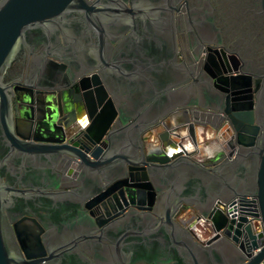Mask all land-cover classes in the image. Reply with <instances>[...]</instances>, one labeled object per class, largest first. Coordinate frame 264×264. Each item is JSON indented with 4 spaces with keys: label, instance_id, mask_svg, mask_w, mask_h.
Instances as JSON below:
<instances>
[{
    "label": "flooded vegetation",
    "instance_id": "1",
    "mask_svg": "<svg viewBox=\"0 0 264 264\" xmlns=\"http://www.w3.org/2000/svg\"><path fill=\"white\" fill-rule=\"evenodd\" d=\"M229 78L247 89H264V0H81L23 30L2 86L28 96L37 121L56 118L58 134L60 123L89 120L59 115L62 89H69L71 98L74 89H120L119 104L133 108L140 92L167 89L162 99L171 110L153 131L167 134L177 152L188 142L189 124L202 135L206 89H225ZM226 128L221 134L229 136L233 128ZM153 142L157 149L159 143ZM66 143L93 148L80 136ZM101 148L106 152L105 145ZM198 154L191 156L197 163H214ZM65 172H71L72 187L64 190L51 178H63ZM132 176L140 179L142 172L134 170ZM0 184L10 189L2 204L10 249L19 251L17 228L36 264H184L158 234L118 247L106 240V232L94 236L74 230L99 186L106 194L105 175L67 158L49 162L10 154L1 126ZM91 212L100 214L95 208ZM67 230L71 235L63 237Z\"/></svg>",
    "mask_w": 264,
    "mask_h": 264
},
{
    "label": "water",
    "instance_id": "2",
    "mask_svg": "<svg viewBox=\"0 0 264 264\" xmlns=\"http://www.w3.org/2000/svg\"><path fill=\"white\" fill-rule=\"evenodd\" d=\"M71 5H81V0H4L0 4V126L10 154L49 162L67 158L78 168L105 175L106 194L99 186L85 204L88 214L77 219L74 230L94 236L106 232V240L118 247L158 234L169 240L184 264H264V89H247L234 78L228 79L225 89H206L207 119L196 124L204 137L219 134L214 137L219 153L210 164L191 157L199 155L192 123L190 151H172L167 134L153 131L171 110L168 100L162 99L167 89L140 92L135 108L119 104L120 89H74V98L68 95L69 89H62L59 115L65 118L74 113L89 120L60 123L58 134L56 118L37 121L30 98L3 87L2 78L23 30L60 15ZM226 127L233 128L229 136L221 134L228 131ZM49 134L63 138H39ZM79 136L93 148L82 150L66 143L67 138ZM154 140L159 143L157 149ZM134 170L142 172L140 179L133 178ZM70 174L51 181L64 190L71 188ZM9 190L0 184V264H36L37 256L28 252L17 228L19 251L10 249L2 206L3 193ZM248 196L257 199L258 212L238 220L228 218L224 205ZM93 208L100 214L94 215ZM189 215L202 225L201 232L184 222ZM69 235L67 230L62 236Z\"/></svg>",
    "mask_w": 264,
    "mask_h": 264
},
{
    "label": "built area",
    "instance_id": "3",
    "mask_svg": "<svg viewBox=\"0 0 264 264\" xmlns=\"http://www.w3.org/2000/svg\"><path fill=\"white\" fill-rule=\"evenodd\" d=\"M191 147L189 141L185 144L184 148L189 149ZM225 206V213L228 218L238 220L241 216L245 215L246 213H255L258 212V204L257 199L254 196L248 197H236L231 202L224 205ZM191 218V221L188 219ZM251 220V218H248ZM184 222L191 228V230L199 233L202 231V225L200 223H195V217L188 216ZM255 227V226H254ZM257 228V227H256Z\"/></svg>",
    "mask_w": 264,
    "mask_h": 264
},
{
    "label": "crops",
    "instance_id": "4",
    "mask_svg": "<svg viewBox=\"0 0 264 264\" xmlns=\"http://www.w3.org/2000/svg\"><path fill=\"white\" fill-rule=\"evenodd\" d=\"M209 137V138H207ZM204 137L202 135L197 136L199 153L201 154L202 160L205 161H215L220 145L217 143L216 139L211 135ZM192 147H189L191 150Z\"/></svg>",
    "mask_w": 264,
    "mask_h": 264
}]
</instances>
